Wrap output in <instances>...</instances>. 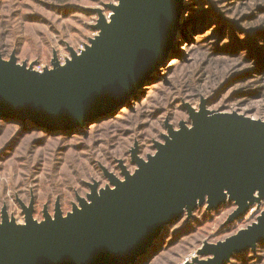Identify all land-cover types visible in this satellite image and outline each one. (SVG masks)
<instances>
[{
    "label": "rangeland",
    "instance_id": "1",
    "mask_svg": "<svg viewBox=\"0 0 264 264\" xmlns=\"http://www.w3.org/2000/svg\"><path fill=\"white\" fill-rule=\"evenodd\" d=\"M124 0H0V55L44 73L68 67L102 39ZM264 0H184L178 34L129 99L83 125L53 128L0 114V227L74 217L83 201L116 190L158 144L193 124L191 112L238 113L264 121ZM264 38V37H263ZM258 88V89H257ZM27 120L33 124L23 123ZM227 198L198 200L130 264H203L213 246L260 223L264 194L242 215ZM232 200V201H231ZM155 245V247H154ZM154 247L153 254L150 251ZM156 248V249H155ZM142 260L140 261V259ZM221 264H264V240Z\"/></svg>",
    "mask_w": 264,
    "mask_h": 264
},
{
    "label": "water",
    "instance_id": "2",
    "mask_svg": "<svg viewBox=\"0 0 264 264\" xmlns=\"http://www.w3.org/2000/svg\"><path fill=\"white\" fill-rule=\"evenodd\" d=\"M113 22L101 19L103 37L68 67L37 72L0 55V114L31 119L53 128L83 125L130 98L158 66L173 43L184 0H124ZM193 124L158 144L126 181L112 178L115 191L83 201L74 217L57 214L39 226L27 211V226L0 227V264H130L144 254L163 229L193 211L198 200L212 205L227 198L244 214L264 194V121L238 113L192 111ZM231 200V201H232ZM264 240L260 223L210 249L221 264L233 251Z\"/></svg>",
    "mask_w": 264,
    "mask_h": 264
},
{
    "label": "trees",
    "instance_id": "3",
    "mask_svg": "<svg viewBox=\"0 0 264 264\" xmlns=\"http://www.w3.org/2000/svg\"><path fill=\"white\" fill-rule=\"evenodd\" d=\"M263 37H264V36H262V39H264ZM261 41H264V40H261ZM257 89H258V88H257ZM261 89L264 90V88H262V87H261ZM23 123H27V124L29 123L28 125L33 124L32 121H30V120H27V121H25V122H23ZM154 247H155V245H154ZM154 247H153L152 250L150 251V254H151V253L153 254V252H154ZM155 249H156V248H155ZM141 260H142V258L140 259V261H141Z\"/></svg>",
    "mask_w": 264,
    "mask_h": 264
}]
</instances>
